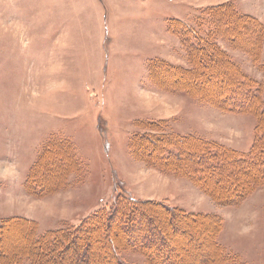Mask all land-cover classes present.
Instances as JSON below:
<instances>
[{"label":"rangeland","instance_id":"rangeland-1","mask_svg":"<svg viewBox=\"0 0 264 264\" xmlns=\"http://www.w3.org/2000/svg\"><path fill=\"white\" fill-rule=\"evenodd\" d=\"M229 1L0 0V220L26 217L40 232L76 226L122 191L217 214L218 243L229 258L215 264H264V185L239 204H218L188 177L154 166L150 150L130 149L141 120L250 149L255 116L161 89L148 66L160 57L188 67L168 19L192 21L201 7ZM233 1L264 22V0ZM222 45L261 82L264 98V55L257 65L245 51ZM54 141L68 146L62 149L72 163L61 184L44 193L26 182ZM123 256L147 264L142 251Z\"/></svg>","mask_w":264,"mask_h":264},{"label":"trees","instance_id":"trees-1","mask_svg":"<svg viewBox=\"0 0 264 264\" xmlns=\"http://www.w3.org/2000/svg\"><path fill=\"white\" fill-rule=\"evenodd\" d=\"M191 20L171 17L167 22L189 66L159 57L149 60L150 73L161 89L198 96L224 111L252 114L255 139L248 151H240L203 136L169 132L161 120H141L143 131L132 136L130 149L132 154L150 150L147 158L154 166L188 177L218 204L236 205L264 185V98L261 82L222 42L261 65L264 22L241 13L233 0L203 6ZM55 142L44 148L26 182L44 193L61 184L72 163L64 142ZM221 226L217 214L118 191L109 207L76 226L40 232L36 221L26 217L1 219L0 264H131L123 256L127 250L142 251L147 264H215L229 258L218 243Z\"/></svg>","mask_w":264,"mask_h":264},{"label":"crops","instance_id":"crops-1","mask_svg":"<svg viewBox=\"0 0 264 264\" xmlns=\"http://www.w3.org/2000/svg\"><path fill=\"white\" fill-rule=\"evenodd\" d=\"M181 2H184V0H180ZM187 4H188V2H187ZM150 55H147V57H149ZM146 57V56H145ZM152 59V58H151Z\"/></svg>","mask_w":264,"mask_h":264}]
</instances>
